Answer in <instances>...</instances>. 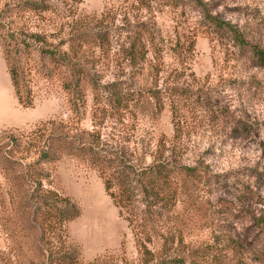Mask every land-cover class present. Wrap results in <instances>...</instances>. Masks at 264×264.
Masks as SVG:
<instances>
[{
    "label": "rangeland",
    "instance_id": "1",
    "mask_svg": "<svg viewBox=\"0 0 264 264\" xmlns=\"http://www.w3.org/2000/svg\"><path fill=\"white\" fill-rule=\"evenodd\" d=\"M30 1L0 0V24L46 34V45L85 66L84 105L75 129L70 99L83 102L63 88L66 67L33 53L21 62L33 68L27 78L35 103L22 106L0 44V264H49L38 253L64 245L59 231L53 245L38 239L30 174L17 184L13 168L22 167L4 159L14 155L27 171L45 144L44 130H101L105 143L138 162L159 158L161 145L184 164H200L209 176L188 179L169 214L179 237L175 252L188 264H264V65L209 23L210 16L228 22L264 50V0H203L208 12L174 0H45L53 7L45 11ZM136 33L146 55L130 59L126 46ZM93 79L118 83L130 106H100L94 117ZM50 119L64 123L41 125ZM40 168L59 202L69 196L81 208L67 223L65 248L86 264H142L125 214L88 160L65 153ZM156 242L155 252H165Z\"/></svg>",
    "mask_w": 264,
    "mask_h": 264
},
{
    "label": "trees",
    "instance_id": "2",
    "mask_svg": "<svg viewBox=\"0 0 264 264\" xmlns=\"http://www.w3.org/2000/svg\"><path fill=\"white\" fill-rule=\"evenodd\" d=\"M174 1L176 5L194 2L201 11L208 12L207 2L203 0ZM29 7L40 11L53 8L45 0L30 1ZM209 23L219 31L221 36L228 33L234 37L242 50L246 49L254 61L264 65V50L249 46L239 36L234 26L214 16H210ZM142 37L141 33L132 36L129 45L126 46L128 58L145 57L147 48ZM46 43V34L32 33L30 35L28 31L19 29L17 26L10 24L6 27V25L0 24V44L18 102L24 107H31L35 103V93L27 78L33 68H26L21 61L22 57H30L33 53H37L40 59L54 67H66L68 73L67 76H62L63 88L68 92L80 95L78 99L83 102L79 104L78 100L70 99V109L73 114L71 120L74 122V128L78 129L77 122L81 118V107L84 105L82 81L86 78L87 68L75 60L69 51L57 52ZM35 71L42 73L45 77L53 75L52 70L42 72L39 68H35ZM90 83L95 100L94 117L98 115L100 106L106 111L111 109L119 111L130 106L129 98L125 96L123 88L118 83L113 82L102 86L98 80L94 79ZM56 123L62 124L64 121L50 119L41 122V125L48 126ZM44 131L46 134L42 137L45 144L42 149H39L38 158L26 165L29 168L27 171L23 168L20 159L13 160L14 155L12 154L4 155V159L9 163L16 161L22 167L19 170L13 168L17 184L21 183L27 174H30L31 187L27 192H30L29 195L37 204L32 212L33 220L42 223V228L39 229L37 226L36 229L38 239L52 244L53 241L56 242L59 239L56 231L61 233L60 239L63 241L60 242L62 245L64 244L63 247L50 253L42 250L41 253H38V257H42L44 262H49V264H86L79 253L75 255L65 248L67 245L71 246L67 223L80 215L81 208L69 196H65L64 201L59 202L58 191L55 188H45L44 182L50 174L45 176L40 168L41 164L56 161L66 153L88 160L97 169L106 192L113 199L115 205L120 207L121 213L125 214V218L133 230L142 264H188L184 256L175 252L174 245L179 241V237L169 214L176 205L183 185L188 179L204 180L209 176L200 164L194 166L184 164L178 159L174 149L166 150L161 145L157 150V153H160L159 158L149 164L138 162L126 148H111L105 143L101 130ZM166 151L171 153L167 156ZM49 184L51 183L49 182ZM156 240L162 242V244L159 243L165 250L162 254L155 252L153 245ZM260 261L264 262V257Z\"/></svg>",
    "mask_w": 264,
    "mask_h": 264
}]
</instances>
